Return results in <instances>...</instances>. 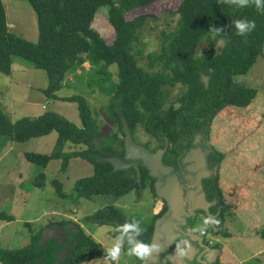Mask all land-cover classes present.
<instances>
[{
  "label": "trees",
  "instance_id": "16d2710c",
  "mask_svg": "<svg viewBox=\"0 0 264 264\" xmlns=\"http://www.w3.org/2000/svg\"><path fill=\"white\" fill-rule=\"evenodd\" d=\"M27 1L36 15L38 34L35 41L27 40L9 29L5 7L0 0V73L9 75L13 59L16 58L27 66L43 70L47 76L43 92L55 100L76 102L81 126H76L53 110L43 111L36 117L24 116L11 121L0 106V143L24 142L55 131L57 137L52 152L26 151L24 158L40 168H44L51 159H59L61 171L66 170L72 157H81L90 162L92 174L74 182V192L78 197H120L139 186L132 167L114 171L109 162L102 160L109 156L122 158L124 154L122 124L116 111L117 106L132 135L136 126L140 125L145 132L156 136L165 135L172 142L180 131L187 133L191 126L200 128L226 105H249L256 94L255 89L238 84L232 78L247 73L262 51L264 0H260L259 7L255 0H248L243 7L231 0L228 3L218 0H180L174 11L177 15L175 29L163 33L159 53L146 55L150 68L159 66L153 71L144 70L138 65V60L143 56H136L135 52L139 54L140 51L133 50V45L139 42V32L147 22V15L138 14L125 19L124 14L158 0ZM104 5L107 7V22L114 31L110 43L105 42L91 26L95 12ZM237 20L255 21V28L244 36L237 35L233 23ZM218 38L224 39L225 43L221 53L215 56L214 46ZM202 42L208 44V53L197 57L195 52ZM85 61L89 63L86 71L87 85H95L109 97L105 114L117 124L122 136L120 139L114 133L101 135L98 121L83 96L64 97L56 94L63 87L68 74L77 75V70L85 71ZM111 64L117 66V81L111 78L108 71ZM200 73L209 77L206 86L199 79ZM176 84L184 86L186 90L165 106L169 88ZM95 139H100L99 147ZM68 142L85 147L64 151L63 147ZM172 152L176 154L174 150ZM139 167L141 184H151L147 170ZM44 177L40 171L34 183L42 186ZM52 182L56 191L63 195L61 182ZM151 187L153 190L152 184ZM212 187L220 195L221 189L216 184V177ZM222 212L223 209L215 226H220ZM87 218L99 224L117 222L131 225V231H134L133 225L139 224L133 218L123 215L113 204L97 209ZM0 219L10 221L13 217L0 213ZM53 223L64 226L72 221L54 220L47 225ZM25 224L29 225L28 222ZM72 225L69 229L75 227L78 231L69 233L66 230L68 236L63 244L59 245L55 239H49L43 246H39L41 228L31 233L29 242L20 248L0 246V260L5 264H77L107 254L108 250L80 225ZM114 232L120 230L115 229ZM260 235L264 239V228ZM68 244L69 250L59 258L60 251ZM130 246L126 241L124 248Z\"/></svg>",
  "mask_w": 264,
  "mask_h": 264
},
{
  "label": "rangeland",
  "instance_id": "374dc122",
  "mask_svg": "<svg viewBox=\"0 0 264 264\" xmlns=\"http://www.w3.org/2000/svg\"><path fill=\"white\" fill-rule=\"evenodd\" d=\"M2 1L9 29L27 40L35 41L38 34L36 15L29 2L27 0ZM179 1L158 0L124 14L125 19H131L138 14L147 15V22L139 32V42L133 45L134 51H140L139 54L135 52L136 56H143L138 60V65L144 70L153 71L159 68L158 65L150 68L146 55L159 53L163 33L175 29L177 15L174 11ZM91 26L105 39V42L110 43L113 40L114 31L107 22L106 5L97 9ZM207 47L208 44L202 42L195 56L206 55ZM19 65V61L14 62L12 77L14 82L10 89L7 88L8 77L0 73V97L9 99L11 96L12 98L11 107L9 104L4 105L7 111L18 119L53 110L76 126H81L76 102L55 100L47 96L42 90L47 83L46 73L32 66L25 70L28 73L20 72ZM24 65L22 63V67H25ZM83 67L84 72L77 70V75L68 74L63 81V87L56 94L64 97L83 96L98 121L101 135L107 136L114 133L118 139L122 138L115 121L105 114L104 109L109 97L100 92L95 85L92 87L87 85L86 71H88L89 63L85 61ZM108 71L111 78L117 81V66L111 64L108 66ZM232 79L238 84L255 89L256 94L247 106L226 105L223 107L204 129V133L209 137L208 144L213 153L212 156L210 155V160L214 161L216 183L221 189L222 203L224 202L220 228L213 224V234H216L215 237L219 239V264H264V239L260 235V231L264 228V45L247 73L237 74ZM185 90L186 88L180 84L170 86L165 106L168 102L175 101ZM43 104L46 108H42ZM56 135L57 133L52 131L28 141L16 142L12 150H7L9 143L4 145L0 143V213L13 217L10 221L0 219V246L8 249L20 248L29 242L31 233L43 229L50 221L69 219L92 235L105 249L109 250L116 245H119L121 249L125 241L124 237L108 236L105 229L110 226L101 227L87 217L97 209L113 204L123 215L144 225L152 212V205L155 206L158 203V201L152 203L149 192L143 194L133 189L118 198L113 196H95L90 199L78 197L73 188L75 180L91 175L93 172L92 164L81 157L69 159L68 166L63 172L59 169V159L50 161L44 169L32 163V168L28 167L22 173L19 183L21 188L17 190L19 188L16 185L15 164L20 166L24 165L23 163H29L22 158V155L20 156L18 150L50 153L53 151ZM155 137H158L156 139L161 146L159 136L145 132L140 125L136 126L132 135L134 142L137 143H145L149 140L152 144L151 138L155 139ZM115 145L119 147L116 143ZM84 147L66 143L63 149L71 151V149L79 150ZM205 148L209 147L206 145ZM173 150L177 152L175 147ZM218 157L221 158L220 161L217 160ZM40 171L45 177L43 185L39 187L34 183V179ZM53 180L61 182L63 195L56 191ZM26 222L29 225H26ZM215 227L217 231L214 230Z\"/></svg>",
  "mask_w": 264,
  "mask_h": 264
},
{
  "label": "flooded vegetation",
  "instance_id": "af4514ba",
  "mask_svg": "<svg viewBox=\"0 0 264 264\" xmlns=\"http://www.w3.org/2000/svg\"><path fill=\"white\" fill-rule=\"evenodd\" d=\"M208 123L209 121H206L200 128L191 126L187 133L180 131L172 142L169 141L167 136L158 135L160 140H162L160 142L161 146H159V141L156 139L158 137H155V139L151 138L153 140L152 144L149 140L145 141V143L135 142L145 145L144 147L149 151H155L164 147L165 140H167L162 163L172 169L168 173H161L160 180L165 182L167 178H171L173 175L176 176L179 188L182 191L183 209L178 210L174 214L175 217H172L171 212L168 213L167 202L155 195L154 182L156 179L151 177L150 180L148 178L153 190L151 184L147 183L146 186H143L140 181L138 188H134V190H139L143 194L149 192L152 203L158 201L155 206L152 205V212L148 216L147 223L142 225V222H138V225H133L134 231H131V227L126 229L124 227L125 224H118L117 222H110L109 224L98 223L101 227L103 225L110 226V228L105 229L108 232V236L115 238L121 235L125 239L120 249L121 253L118 260L114 261L109 258L108 252L104 255L111 260L112 264H141L143 261L134 255H129L130 250L135 246L128 241L120 227L135 234V237L141 243L151 246L156 231V224L157 232L162 235V242L156 255L147 264H219V239L215 237L216 234H213L212 223L215 226L224 202L222 203L221 193L217 195L212 187L214 178L217 176L214 172L215 164L210 160L212 149H210L211 147L208 144L209 137L208 134L204 133ZM206 145L209 148H205ZM174 147L177 151L175 155L172 152ZM120 159L129 161L124 159V154ZM165 214L163 221L157 223ZM206 218H208V223L204 222ZM217 228H220V226H217ZM115 229H119L120 232L113 233ZM214 230L217 231L218 229L215 227ZM126 241L131 246L125 249ZM179 250L184 251L183 256L179 255Z\"/></svg>",
  "mask_w": 264,
  "mask_h": 264
},
{
  "label": "water",
  "instance_id": "95a60500",
  "mask_svg": "<svg viewBox=\"0 0 264 264\" xmlns=\"http://www.w3.org/2000/svg\"><path fill=\"white\" fill-rule=\"evenodd\" d=\"M218 2H222V0H218ZM224 39L218 38L215 46H214V55H218L221 53L224 47ZM200 81H202L205 86L207 85L208 76L201 74L199 77ZM118 116L120 118L122 124V132H123V149H124V159L129 161H123L117 156H109L105 157L102 160L109 162L113 170L120 169H128L132 167L136 172L135 181L140 183L141 181V173L140 167L142 166L147 170V173L150 177L155 178L154 182V191L155 195L159 198L164 199L168 205V213L171 212L172 217H175L174 214L178 212V210L183 209V198L181 197V189L178 185V180L175 175L171 176V178H167L165 182L160 180L161 173H168L172 168L168 165H164L162 163V156L167 147V140H165L164 147L158 148L155 151H149L143 145L137 144L133 141L131 132L129 130L128 124L124 118L122 111L116 108ZM32 118V117H30ZM96 145L100 146V141L95 139ZM140 161V163H138ZM167 214V213H166ZM166 214L162 216L157 223L162 222L165 218ZM211 218V217H210ZM212 223V222H211ZM213 225V223H212ZM71 223H68L64 226H61L58 223H53L45 226L41 230L40 238H39V246H43L49 239H55L57 244H63L66 241L68 233L66 230H69V233L77 232L78 229L73 227ZM127 237L128 241L136 246L141 242L135 237V234L128 232L127 230L120 227ZM162 235L157 232V224L156 231L154 234V238L151 242V245H156L158 249L161 246ZM70 244L66 245L59 253L58 257L61 258L66 252L69 250ZM157 250H153L150 252L149 256L142 261L141 264H147L152 257L156 255ZM0 264H5L0 260ZM77 264H112L111 260L106 256H99L95 258H91L88 260H83Z\"/></svg>",
  "mask_w": 264,
  "mask_h": 264
},
{
  "label": "clouds",
  "instance_id": "9594fccd",
  "mask_svg": "<svg viewBox=\"0 0 264 264\" xmlns=\"http://www.w3.org/2000/svg\"><path fill=\"white\" fill-rule=\"evenodd\" d=\"M229 0H222V3H228ZM232 3H236L241 7L247 5L248 0H231ZM257 7L260 6V0H255ZM235 28L237 29L236 34L240 36H244L250 33L255 28V21H246V20H237L233 22ZM216 31H221L220 29H216ZM205 223H208V218L205 219ZM218 223V221H216ZM126 229L132 227L131 225H125ZM203 233V231H201ZM158 250L156 245H146L143 243L137 244L134 248H132L129 252V255H134L135 257L139 258L140 260H145L151 251ZM184 251L179 250V255L183 256ZM108 257L112 260H118L120 257V246L116 245L108 250Z\"/></svg>",
  "mask_w": 264,
  "mask_h": 264
},
{
  "label": "crops",
  "instance_id": "0c3cea01",
  "mask_svg": "<svg viewBox=\"0 0 264 264\" xmlns=\"http://www.w3.org/2000/svg\"><path fill=\"white\" fill-rule=\"evenodd\" d=\"M16 61H19L18 59H13V62H12V69H11V73L9 74V75H6L8 78H7V88L8 89H10L11 87H13V82H14V80H12V77L14 76V62H16ZM20 62V61H19ZM25 67H22V63L20 62V65H19V67H18V70L20 71V72H24L25 70H27V68H29L30 66H27V65H24ZM26 72V71H25ZM26 73H28V72H26ZM46 85H47V83L42 87V88H45L46 87ZM5 99H7V101H3V100H5ZM11 100H12V98H11V96H9V99L7 98V97H5V98H1L0 97V106H1V108H2V110L7 114V116L10 118V120L11 121H14V120H16V117H14L13 115H12V113H10V111H7V109L4 107V105L5 104H9V106L11 107V105H12V103H11ZM2 101V102H1ZM44 106V104L42 105V108H46L45 106ZM4 107V108H3ZM43 112V111H42ZM42 112H39V113H37V115H39L40 113H42ZM36 115V116H37ZM36 116H33V117H36ZM56 137H57V135H56ZM56 140V139H55ZM7 143H9V148L7 149V150H12L13 149V146H14V143H16V142H7ZM69 143V142H68ZM71 146H74V145H72L71 144ZM72 150H75V149H71V151ZM19 152H20V156L22 155V158H24V153L26 152V151H20V150H18ZM6 153V152H5ZM4 153V154H5ZM1 157V156H0ZM16 158H18V156L16 157ZM76 157H72V158H70V160H73V159H75ZM52 160H55V159H51V160H49V162L50 161H52ZM48 162V163H49ZM30 163V164H29ZM28 164L27 163H23L24 165H20V166H17V164H15V167H16V170H15V173H16V178H17V181H16V185H17V188H19V189H17V190H20V181H21V179H22V173L25 171V169L26 168H30L32 165V162H29ZM48 163H47V165H48ZM46 165V166H47ZM46 166L44 167V168H46ZM32 168V167H31ZM44 168H42V169H44ZM63 172V171H62ZM133 190V189H132ZM131 190V191H132Z\"/></svg>",
  "mask_w": 264,
  "mask_h": 264
}]
</instances>
